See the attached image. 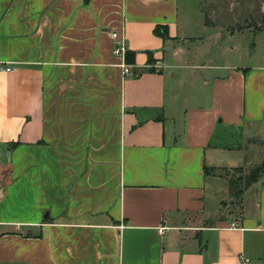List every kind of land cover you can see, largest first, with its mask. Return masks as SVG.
<instances>
[{
	"label": "crops",
	"instance_id": "crops-1",
	"mask_svg": "<svg viewBox=\"0 0 264 264\" xmlns=\"http://www.w3.org/2000/svg\"><path fill=\"white\" fill-rule=\"evenodd\" d=\"M202 1L0 0V264H264V175L234 211L218 173L264 123V64L207 58Z\"/></svg>",
	"mask_w": 264,
	"mask_h": 264
},
{
	"label": "rangeland",
	"instance_id": "rangeland-1",
	"mask_svg": "<svg viewBox=\"0 0 264 264\" xmlns=\"http://www.w3.org/2000/svg\"><path fill=\"white\" fill-rule=\"evenodd\" d=\"M249 2L250 0L237 3H235V0L202 1L204 9H211L212 4L214 5L215 21H213L212 26L215 30L218 27L224 34L220 39L213 37L208 43L207 58L212 59L214 65L236 63L244 67L243 72H248L254 66L264 64V5L259 6L260 4H256V11L248 15ZM240 4L243 5L239 6ZM227 21L229 22L227 23ZM229 29L234 32L233 36H231ZM232 48H234V51ZM235 51L236 53H234ZM210 72L212 70L207 71V73ZM221 72V69H215L213 73ZM200 89L195 85L187 84L183 87V94L187 97L189 96L191 100L188 99V101H193L197 97L202 99L205 93L202 94L203 91ZM248 129H252V127H245L244 135L241 137L242 139L246 138L244 144L247 154L246 164L239 167V170L236 168H222L218 171L220 175L227 177V179L233 178L236 180L242 176L243 180L241 183L243 186L246 184L247 176H249L251 171L264 162V123L257 126V130H259L257 133ZM254 183L251 184V187H253V190H257L260 183ZM248 188L250 186L246 187L245 190ZM231 198V196L228 198V204ZM233 206L235 211L238 208V203L235 202Z\"/></svg>",
	"mask_w": 264,
	"mask_h": 264
},
{
	"label": "trees",
	"instance_id": "trees-1",
	"mask_svg": "<svg viewBox=\"0 0 264 264\" xmlns=\"http://www.w3.org/2000/svg\"><path fill=\"white\" fill-rule=\"evenodd\" d=\"M88 2V0H85ZM154 32L163 37L167 38L169 36V28L167 25L159 24L155 27ZM136 51L134 50H127L126 51V61L129 63H134L136 60ZM215 169V168H214ZM236 169H240L237 167ZM213 170V168L206 166V171L209 172ZM264 174V162L258 166H256L249 176H247L246 184L243 186L241 181L243 180V177L240 176L238 179L234 180L233 178H229V186H230V192L232 197H234L236 200L241 201L242 196L244 194L245 188L251 186L252 183L257 182V180ZM225 177V176H224ZM227 178V177H226Z\"/></svg>",
	"mask_w": 264,
	"mask_h": 264
},
{
	"label": "built area",
	"instance_id": "built-area-1",
	"mask_svg": "<svg viewBox=\"0 0 264 264\" xmlns=\"http://www.w3.org/2000/svg\"><path fill=\"white\" fill-rule=\"evenodd\" d=\"M113 38L115 39V45H114V54H116L117 56H123L125 57L126 55V51H127V43L123 38L119 37L118 32L114 31L112 33ZM0 70H12V66L8 65V64H4V63H0ZM123 72L124 74L128 75L131 73V68L130 65L127 63L123 64ZM232 227L238 228L239 224L238 223H234L232 224ZM164 229V227H163ZM241 260L243 264H249L250 259L248 257L245 256H241Z\"/></svg>",
	"mask_w": 264,
	"mask_h": 264
},
{
	"label": "water",
	"instance_id": "water-1",
	"mask_svg": "<svg viewBox=\"0 0 264 264\" xmlns=\"http://www.w3.org/2000/svg\"><path fill=\"white\" fill-rule=\"evenodd\" d=\"M235 200H236V199H235L234 197H232L231 200H230L229 205H231L233 202H235Z\"/></svg>",
	"mask_w": 264,
	"mask_h": 264
}]
</instances>
